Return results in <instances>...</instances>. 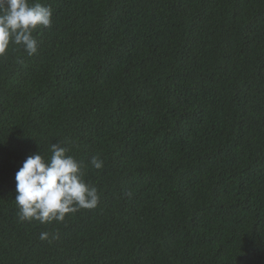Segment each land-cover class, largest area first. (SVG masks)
<instances>
[{"label":"trees","instance_id":"1","mask_svg":"<svg viewBox=\"0 0 264 264\" xmlns=\"http://www.w3.org/2000/svg\"><path fill=\"white\" fill-rule=\"evenodd\" d=\"M39 2L38 53L0 56V264H264V0ZM59 142L100 202L21 222Z\"/></svg>","mask_w":264,"mask_h":264},{"label":"clouds","instance_id":"2","mask_svg":"<svg viewBox=\"0 0 264 264\" xmlns=\"http://www.w3.org/2000/svg\"><path fill=\"white\" fill-rule=\"evenodd\" d=\"M52 16L51 7L39 0H0V56L12 44L29 56L37 54L40 45L33 33L51 27ZM50 152V158L30 155L16 173L15 202L21 222H63L68 214L95 209L100 202L98 188L84 179L86 165L70 155L61 142L52 143ZM90 164L99 170L104 161L97 155ZM40 239H49V233L42 232Z\"/></svg>","mask_w":264,"mask_h":264}]
</instances>
